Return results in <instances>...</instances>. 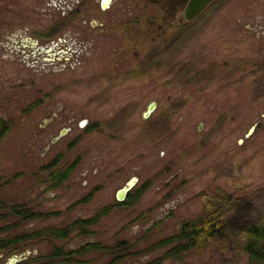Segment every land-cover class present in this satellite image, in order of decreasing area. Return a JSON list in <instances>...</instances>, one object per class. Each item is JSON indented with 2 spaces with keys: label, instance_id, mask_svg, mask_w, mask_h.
<instances>
[{
  "label": "rangeland",
  "instance_id": "rangeland-1",
  "mask_svg": "<svg viewBox=\"0 0 264 264\" xmlns=\"http://www.w3.org/2000/svg\"><path fill=\"white\" fill-rule=\"evenodd\" d=\"M188 1L0 0V199L41 213L18 233L93 220L0 264L88 243L93 264H254L158 246L223 191L264 214V0L180 23Z\"/></svg>",
  "mask_w": 264,
  "mask_h": 264
},
{
  "label": "trees",
  "instance_id": "trees-1",
  "mask_svg": "<svg viewBox=\"0 0 264 264\" xmlns=\"http://www.w3.org/2000/svg\"><path fill=\"white\" fill-rule=\"evenodd\" d=\"M177 1L182 4L185 0ZM72 167L69 170L70 173L74 169V166ZM63 177L61 179L65 180L66 175L63 174ZM243 201L244 199L236 194L220 192L217 197L210 201L200 217L184 222L175 235L161 240L158 246L171 245L165 253L166 257L179 258L184 253L192 250H204L219 242L225 245L229 252H234L237 256H248L251 263L264 264V214L259 212L253 218H232ZM252 203L247 201L245 204ZM41 216V213L33 212L25 205H11L0 199V252L15 253L35 242L51 238L71 240L75 231H79L93 222L92 219H88L75 221L64 228H44L29 230L26 233L14 232L28 221ZM89 249L101 250L104 248L101 247L100 243H88V245L70 251L56 247L51 253L38 257L39 262L37 264L65 262L93 264L89 259L79 258L84 257ZM113 251L114 249L111 253ZM37 259L30 256L16 264H32L37 262L35 261Z\"/></svg>",
  "mask_w": 264,
  "mask_h": 264
},
{
  "label": "water",
  "instance_id": "water-1",
  "mask_svg": "<svg viewBox=\"0 0 264 264\" xmlns=\"http://www.w3.org/2000/svg\"><path fill=\"white\" fill-rule=\"evenodd\" d=\"M214 0H189L183 10V15L179 19L180 23L185 21L193 20L198 17ZM111 0H103L102 6L103 8H108ZM155 109V103H152L145 113V117H149L152 111ZM7 120L4 116H0V134H2L6 128ZM134 181H131L127 187L118 191L117 198L119 201L125 200L127 193L133 187ZM27 256V253H23L20 255H15L9 261V264H15L18 261L23 260Z\"/></svg>",
  "mask_w": 264,
  "mask_h": 264
},
{
  "label": "flooded vegetation",
  "instance_id": "flooded-vegetation-1",
  "mask_svg": "<svg viewBox=\"0 0 264 264\" xmlns=\"http://www.w3.org/2000/svg\"><path fill=\"white\" fill-rule=\"evenodd\" d=\"M0 116H3V115H0ZM4 117H5V116H4ZM5 118H6V120H7V124H6V128H7V125H8V119H7V117H5ZM6 128H5V130H6ZM5 130H4V131H5ZM3 133H4V132H3ZM3 133H2V134H3ZM2 134H0V137L2 136Z\"/></svg>",
  "mask_w": 264,
  "mask_h": 264
}]
</instances>
